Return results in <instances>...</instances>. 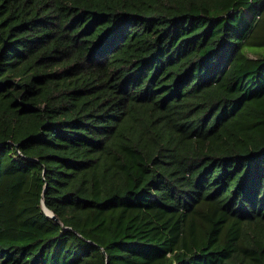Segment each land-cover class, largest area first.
I'll return each instance as SVG.
<instances>
[{
    "label": "trees",
    "instance_id": "1",
    "mask_svg": "<svg viewBox=\"0 0 264 264\" xmlns=\"http://www.w3.org/2000/svg\"><path fill=\"white\" fill-rule=\"evenodd\" d=\"M0 264H264V0H0Z\"/></svg>",
    "mask_w": 264,
    "mask_h": 264
},
{
    "label": "water",
    "instance_id": "2",
    "mask_svg": "<svg viewBox=\"0 0 264 264\" xmlns=\"http://www.w3.org/2000/svg\"><path fill=\"white\" fill-rule=\"evenodd\" d=\"M42 205H43L44 211L47 214H49L50 216L54 217V219H57L58 220V218L54 215V213L45 206V202L44 201H42Z\"/></svg>",
    "mask_w": 264,
    "mask_h": 264
}]
</instances>
